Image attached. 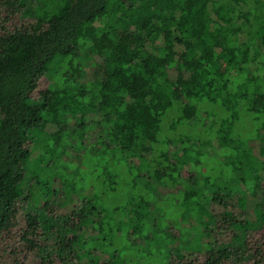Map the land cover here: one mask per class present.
<instances>
[{
  "label": "trees",
  "instance_id": "trees-1",
  "mask_svg": "<svg viewBox=\"0 0 264 264\" xmlns=\"http://www.w3.org/2000/svg\"><path fill=\"white\" fill-rule=\"evenodd\" d=\"M31 1L0 0V264H264V0Z\"/></svg>",
  "mask_w": 264,
  "mask_h": 264
},
{
  "label": "rangeland",
  "instance_id": "rangeland-1",
  "mask_svg": "<svg viewBox=\"0 0 264 264\" xmlns=\"http://www.w3.org/2000/svg\"><path fill=\"white\" fill-rule=\"evenodd\" d=\"M31 2H32V5L35 4V8L38 9L39 6L42 4L43 0H32ZM12 20H13L14 23L21 24V21H19L17 18H14ZM164 43L167 44L168 47L172 46V40H171V38L165 37L164 38ZM179 50L180 49L177 48V51H179ZM184 71H185L186 77H189V74L190 73L187 72L186 69ZM262 86L264 88V82H263V85ZM202 107H203V109H209L211 112H216L217 114H220L222 112V109L221 108L216 107V106H213L212 104H203ZM171 123H172L171 120L166 119V122L164 124V129H165V132L166 133H170V130L169 129L171 127ZM242 123L245 124V125H244V127L243 126L241 127V131L245 135H247L248 132L251 131V130H253L254 127H255L254 121L249 116L244 117V121ZM205 138L208 139V136H206ZM32 143L33 144L36 143V140L33 139ZM256 144H257V148L259 149L261 147V144L258 143V142ZM211 145L214 148V149H212V147H211V152H212L211 154L213 155L214 154V151H216L217 148H218V151H219V145H218L217 140H214ZM29 172L30 173H29V176H28V178L26 180V184H25V188L24 189L26 190L27 187L28 188L29 187H32L31 188L32 192L36 193L35 189L33 188V185H35L37 183V181H36L35 178H38L40 180H44L45 181L46 179H44V178L46 176V173L45 172H43V173H36V171L33 168H30ZM128 235H129L128 241L130 242L131 246L132 245H135V246H137L139 248L140 247H143L141 249H147L148 246H154V242L153 241H151L150 239H147V240L144 239L145 236L142 233V230H141L139 224L136 223V222L133 223L130 226V228L128 230ZM9 237H10V240L11 241L14 240L13 239L14 237H13L12 234H9ZM11 241H9V239H6L5 240V244L6 245H11L12 244ZM142 262H144L145 264H155V262L154 261H151V260H150V262L149 261H142ZM156 264H167V262H166V259L164 258L160 263H156Z\"/></svg>",
  "mask_w": 264,
  "mask_h": 264
}]
</instances>
